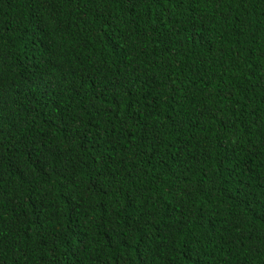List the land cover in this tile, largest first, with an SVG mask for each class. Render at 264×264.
I'll return each mask as SVG.
<instances>
[{
  "label": "trees",
  "instance_id": "1",
  "mask_svg": "<svg viewBox=\"0 0 264 264\" xmlns=\"http://www.w3.org/2000/svg\"><path fill=\"white\" fill-rule=\"evenodd\" d=\"M0 264H264V0H0Z\"/></svg>",
  "mask_w": 264,
  "mask_h": 264
}]
</instances>
